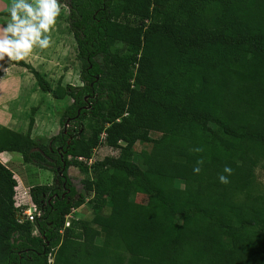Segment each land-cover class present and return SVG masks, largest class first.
<instances>
[{"label": "trees", "instance_id": "16d2710c", "mask_svg": "<svg viewBox=\"0 0 264 264\" xmlns=\"http://www.w3.org/2000/svg\"><path fill=\"white\" fill-rule=\"evenodd\" d=\"M66 7L80 86L50 89L16 63L71 103L45 141L30 136L32 124L25 134L0 128V152L53 174L29 188L39 216L20 220L16 180L0 163V264H264V189L254 182L264 172V0ZM137 142L149 145L140 165ZM99 146L116 155L92 162ZM69 167L83 176L79 192ZM86 197L91 218L64 227Z\"/></svg>", "mask_w": 264, "mask_h": 264}, {"label": "rangeland", "instance_id": "374dc122", "mask_svg": "<svg viewBox=\"0 0 264 264\" xmlns=\"http://www.w3.org/2000/svg\"><path fill=\"white\" fill-rule=\"evenodd\" d=\"M27 2L34 3L35 0H27ZM67 0H59L60 5V15L56 18V23L51 27L48 35L50 37V44L46 49H40L36 46L33 47L32 52L23 60H10L7 59L8 63L19 67L23 70L26 78H23L22 89L19 95V101L12 104L11 109L14 115V125L13 129L20 130L21 133H26L28 131V126L31 125L29 134H34L36 136H43L46 134V129L48 125H53L55 129L61 130L59 125V116L65 106L71 103V99L64 97L62 99H55L51 92L44 93L40 90L37 85L36 80L26 68L16 64L17 61H21L24 64L30 66L35 70L49 85L50 89H55L57 86L71 85L80 86L79 73L82 69L81 62L76 58V45L67 29ZM7 8L5 9V14H0V23L5 25L9 22V16L7 9L12 3V0H5ZM4 21V22H3ZM131 23L136 24V22L131 19ZM43 35V34H42ZM11 39V36H9ZM53 98L55 100H53ZM37 122V123H36ZM36 123V125H35ZM58 127V128H57ZM54 136V135H53ZM153 137L156 135L152 134ZM149 145L143 143H136L133 148L132 161L135 164L140 165V151L148 150ZM14 159L20 162L19 154H12ZM108 155H116V152L112 149L99 146L94 150L92 156V162L97 159H101ZM18 172V171H17ZM30 180H37L41 184L48 185L47 180L53 178V174L44 169L37 170L34 168H28L26 171ZM18 177L22 174L17 173ZM66 176L70 184L75 188L76 191H80L81 184L80 180L83 178L82 174L74 167H69L66 171ZM48 177L50 179H48ZM23 180V179H22ZM24 182V181H23ZM254 182L260 185L264 189V172L260 168H256L254 171ZM36 184L35 182H31ZM52 183V182H51ZM34 186V185H32ZM31 186V187H32ZM29 188L18 187L15 197V207L17 211L21 207H29L28 199ZM134 201L137 203H146V198L141 196H132ZM27 205V206H25ZM82 213L71 214L65 217V221L68 223L69 219L89 220L92 216L91 209L92 206L88 201V197L85 198L84 204L80 207L82 208ZM52 257L47 256V262H51Z\"/></svg>", "mask_w": 264, "mask_h": 264}, {"label": "clouds", "instance_id": "9594fccd", "mask_svg": "<svg viewBox=\"0 0 264 264\" xmlns=\"http://www.w3.org/2000/svg\"><path fill=\"white\" fill-rule=\"evenodd\" d=\"M7 11L9 22L0 26V61L5 58L23 60L32 52L34 46L40 49H46L49 46L48 33L60 15L59 0H35L34 3L27 2V0H12ZM192 171L198 174L200 167H194ZM231 174L232 168L225 165L222 174L217 177L218 182L227 184L228 176ZM28 204H32L30 199ZM26 208L17 212L20 213ZM35 233L36 230L33 231V234Z\"/></svg>", "mask_w": 264, "mask_h": 264}, {"label": "crops", "instance_id": "0c3cea01", "mask_svg": "<svg viewBox=\"0 0 264 264\" xmlns=\"http://www.w3.org/2000/svg\"><path fill=\"white\" fill-rule=\"evenodd\" d=\"M6 8H7V5L5 3V0H0V13L4 12ZM4 25H5L4 23L2 24L0 23V26H4ZM6 60L7 58L0 61V128H6L12 131L19 132L20 130H16L12 128L14 125V115H13L11 106L12 104L17 103V101H19V95L22 89L23 78H26V76L24 75L23 70L21 68L11 65ZM53 100L55 99L53 98ZM43 129L47 130L45 135L36 136L34 134H31L30 136L32 138L33 137L41 138L43 141H45L48 138L58 133V129H55L53 125L51 126L48 125L47 128L43 127ZM12 154H18V153L5 152V151L0 152V163L3 166H5L8 170H10V172L13 174V177L17 183L16 191L19 186L20 188L21 187L30 188L32 185L34 186L35 185H47V183L41 184L37 182V180H30L29 177L27 176L28 174L26 173V171L28 170V168L32 167L36 169V171L40 170V168H37L29 164H23L21 158H20V162H18L14 159V156ZM44 170L49 171L47 169H44ZM21 172L22 174L18 177L17 173H21ZM48 179L50 178L48 177ZM52 180L53 178H51L50 181L47 180L48 185L51 184ZM31 182H35L36 184H32ZM82 209H83V206L82 208L81 207L77 208L75 211L72 210L73 214L82 213Z\"/></svg>", "mask_w": 264, "mask_h": 264}, {"label": "built area", "instance_id": "2783aa9c", "mask_svg": "<svg viewBox=\"0 0 264 264\" xmlns=\"http://www.w3.org/2000/svg\"><path fill=\"white\" fill-rule=\"evenodd\" d=\"M66 128H69V127H68V124H65V125L63 126V130H64V132H65ZM102 136H103V135H102ZM77 160H78V161L85 162V159H83V158H81V157L77 158ZM90 162H91V161L88 160V161H87V164H89ZM38 216H39V211L36 209V207H35L33 204H30L29 207H27L26 209H24V210H22V211L20 212V215H19L18 218H19L20 220H27V221L32 222V221L34 220V218H35V217H38ZM67 225H68V223L65 222V225H64V226H67Z\"/></svg>", "mask_w": 264, "mask_h": 264}]
</instances>
